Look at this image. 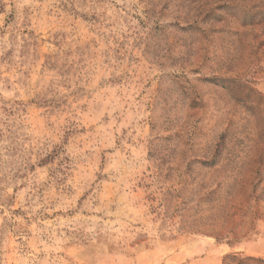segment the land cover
<instances>
[{"label": "rangeland", "instance_id": "374dc122", "mask_svg": "<svg viewBox=\"0 0 264 264\" xmlns=\"http://www.w3.org/2000/svg\"><path fill=\"white\" fill-rule=\"evenodd\" d=\"M262 241L264 0H0V264Z\"/></svg>", "mask_w": 264, "mask_h": 264}, {"label": "crops", "instance_id": "0c3cea01", "mask_svg": "<svg viewBox=\"0 0 264 264\" xmlns=\"http://www.w3.org/2000/svg\"><path fill=\"white\" fill-rule=\"evenodd\" d=\"M240 250L247 256L260 258L264 261V241H262V244L257 242H245L241 244Z\"/></svg>", "mask_w": 264, "mask_h": 264}, {"label": "trees", "instance_id": "16d2710c", "mask_svg": "<svg viewBox=\"0 0 264 264\" xmlns=\"http://www.w3.org/2000/svg\"><path fill=\"white\" fill-rule=\"evenodd\" d=\"M248 259L252 261V258H248ZM255 259H256V258H255ZM256 261H259L261 264H264V261L261 260V259H256Z\"/></svg>", "mask_w": 264, "mask_h": 264}]
</instances>
